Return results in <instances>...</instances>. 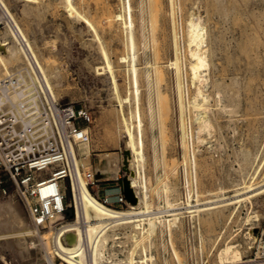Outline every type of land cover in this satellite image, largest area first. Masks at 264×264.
Here are the masks:
<instances>
[{"label":"rangeland","instance_id":"374dc122","mask_svg":"<svg viewBox=\"0 0 264 264\" xmlns=\"http://www.w3.org/2000/svg\"><path fill=\"white\" fill-rule=\"evenodd\" d=\"M142 1L149 18L148 30L146 29L149 34L145 50L141 47L138 49V61H157L154 53L160 50V58L165 60L160 61L164 62L162 64L165 67L166 59L173 57V49L170 46L172 21L169 0H160L155 8L151 0H131L134 6L133 17L137 23L141 15L138 5L140 6ZM4 2L31 41L46 70L55 72L52 77L55 97L89 114L90 122L84 125L89 128L90 139L86 146L80 148V152L85 155L87 152H90V155L100 153L98 159H91L93 171L105 165L106 153H115L118 157V176L122 175L119 160L124 154V141L123 137L116 138L117 101L109 72L103 68L104 60L94 31L75 16L69 15L61 0H38V3L30 5L32 7L26 5L23 0ZM105 2V8L109 11L123 12L121 0ZM93 4L88 7L81 5V8L88 14L89 19L92 17L91 20L96 23L94 25L97 26V33L108 51L120 93L123 94L128 75L124 69L125 62L120 61L118 57L124 52V38L122 32H119L121 29L117 21L112 24L108 22L107 25L106 19H97V8H94ZM153 9L159 12L157 19H153ZM174 10L180 49L179 64L188 61L185 19L191 13L199 15L200 24L204 27L203 45L207 52L208 66L206 70H202L204 80L201 86L208 94L212 126L209 130L202 131L197 138L194 132L195 123L188 120L184 134L185 146L181 144L178 93L173 68L169 66L165 67L166 70L162 67L161 72L164 71L165 75L162 73L157 84L154 82L150 99L145 92L147 82L142 79L141 107L145 110L146 176L150 200L160 209L177 203L180 206L177 209L179 211L183 210L182 206L186 203L188 193L192 203L197 196L204 200L214 198L219 193H233L234 188L248 179L253 165L264 155V0H174ZM4 16V8L0 6V37L15 45ZM143 63L141 66H144ZM148 68L150 66L143 67L142 73ZM184 73L185 71L183 75L181 73V78L184 76L182 96L185 100L191 97L196 87L191 84L188 73ZM152 77L154 78V75ZM157 97H163L159 105ZM149 103L152 106L151 112L147 108ZM151 116L154 119L153 126L149 121ZM183 149L186 152V162ZM192 151L196 157L195 167L191 162ZM84 165L87 163L84 162ZM185 168L189 188L184 175ZM163 173L170 190L166 194L161 191L157 195L155 187ZM95 177L97 178L96 175ZM117 178H97L90 185V192L100 197L105 195L110 203H114L116 182L121 179ZM9 189L5 194L0 191V201H8L12 197L17 199L23 218L25 217L27 224L32 226L14 189ZM252 210H256L259 215L246 221L247 214ZM68 213L72 216V208ZM227 214L228 210H225L212 223L202 222L200 228L196 226V216L179 218L175 220L176 227H171L170 236L165 231L156 233L151 246L155 264H220L217 254L226 241L238 244L239 248L245 251L246 258H249L255 252L256 240L264 232V194L258 195L252 205L247 201L242 202L231 219L226 220ZM254 214L255 212L252 213ZM200 215L203 216L204 212L201 211ZM47 230L50 229L39 231ZM201 240L204 241L203 249L199 247ZM133 247L135 244L131 242L123 249L112 248V251L127 254ZM131 254L135 259L138 258L135 252ZM15 255L10 246L0 243V264L23 263L21 258ZM42 264L48 262L45 260Z\"/></svg>","mask_w":264,"mask_h":264},{"label":"bare ground","instance_id":"6f19581e","mask_svg":"<svg viewBox=\"0 0 264 264\" xmlns=\"http://www.w3.org/2000/svg\"><path fill=\"white\" fill-rule=\"evenodd\" d=\"M23 1L29 6L38 3V0ZM61 1L63 2L66 12L84 22L89 29L94 31L95 37L98 40L99 50L104 60L103 68H106L109 72V79L112 83L117 101L115 112L116 138L123 137L124 141V154L119 161H121V168L125 173L124 177L134 195V201L128 202V206L121 209H116L104 204L90 192L81 170L78 171L77 182L73 184L76 219L74 223L68 225L63 223L62 227L58 230L50 229L40 232L35 227L33 228L27 224L25 221L26 218L24 217V219L22 216V209L17 199L12 197L8 201H0V243L5 244L7 247L10 246L11 250L16 254L15 256L18 255L23 261L21 264H42L45 260L48 264H101L102 250L106 240L110 236V233L106 232L107 230L103 231V229H101L103 218H105V216H120V219L131 227L128 236L132 242H134L135 247L130 249V251L128 250L130 253L127 251L124 260L126 264H155V257L151 248L153 237L156 233H163L164 231L170 236L171 227H176L175 220L183 217L196 216V226L200 228L202 222L212 223L220 217V213L225 212V210H228L226 220L231 219L236 214L238 207L242 202L247 201L249 202V205H252L258 195L264 194L263 155L261 159L253 165V170L249 173L248 179L234 188L233 193L231 194L226 195L225 193H219L216 194L214 198L204 200L197 196L195 202L192 203L190 199L191 196L188 193L186 203L182 206L183 210H177L180 208L177 203H173V206L164 209L156 207L150 200V191L146 176V129L144 126L145 110L141 107V81L143 78L146 80L147 89L145 92H147L146 96L150 99L154 82L157 84L160 75L164 72H161L162 67H164V64L162 63L164 62H161L163 59L161 60L160 58V50H156L154 53L158 59L157 61H144V63L142 62L144 66H141L142 63L138 61V49L141 47L145 50L148 44L147 35L149 34V31H147V28L149 25V18L146 14L144 1L140 3V6L138 5L141 13L139 19H137L139 20L138 23L133 17L132 8L134 6L131 3V0H121L123 12L120 13L106 9V0ZM151 1L155 8V5L160 0ZM91 3H94V8L95 6L97 8L95 13L99 16V18H97L98 20L100 18L101 20L103 18L106 19L107 25L108 22L112 24V22L117 21V24L120 26L121 31L118 30L120 34L122 32L124 38V43L122 42L124 44V52L119 55L118 59L125 62L124 69L128 75V81L123 94L120 93L112 61L97 33V26L94 25L95 21L93 23V20H91L92 17L89 19L90 17L87 16L88 14L86 15L81 8V5L88 7ZM169 5L172 21L170 46L173 49V57L169 60L166 59L167 63L165 64L166 66H169V68H173L176 80L180 113L179 128L182 132L181 144L185 146L186 140L184 134L187 130L188 120L190 123H192V121L195 123L194 132L197 138L202 131L209 130L212 126V119L210 117L211 111L208 108V94L203 91V87L201 86L204 80L202 70H206L208 59L206 48L203 45L204 27L200 24V16L191 13L185 19L184 24L188 61L187 63L185 62V64H183V62L179 64L178 59L180 49L174 19V0H169ZM0 6L4 8V17L12 38L14 39L12 41L16 42L15 46L14 44H11L12 42L10 43V41L0 37V77L5 76L12 71H20V76L25 87L19 95L17 94V98L21 99L22 97V100L24 101L23 108H19L18 111L22 116L24 115L22 119L24 118L23 121L25 123L41 127L42 120L37 118V94L42 90L43 92L49 91L54 95L52 77L55 76V72L46 70L45 66L40 61V57L32 46L31 41L26 37L25 32L18 24L14 14L6 6L4 0H0ZM158 13L157 9L153 11V19H157L159 16ZM137 16L136 18H138ZM119 26L117 25V27ZM148 63H150V65ZM149 66L150 68H148L145 73H142L141 69ZM166 69L167 68H165V70ZM183 70L185 71L184 75H187L188 73L191 84H194L196 87L193 94H191V97H188L187 95L188 98H185V100L182 96V92H184L182 78L184 76L181 78V73L183 75ZM153 75L154 78L152 77ZM216 93L218 94V92ZM162 99L163 97H157L158 105L160 104L159 101ZM217 103H219L218 100ZM220 106L222 107V105ZM147 108L148 111H152L150 103ZM185 110L187 111V115H185ZM149 121L152 124L151 126H153L154 119L152 116L149 118ZM192 136L193 133L191 132V140ZM183 150L184 160L186 162V152L185 149ZM105 156V165L102 168L94 170V174L98 179L110 177L117 178L119 173L117 155L113 152H108ZM154 160L156 163L155 156ZM191 162L195 167L196 157L194 151L191 153ZM184 175L189 188L186 168L184 169ZM169 190L170 186L166 180L165 173H163L162 177L157 181L155 192L157 195L161 191L166 194ZM196 192L198 194L197 186ZM201 211L204 212L203 216L200 215ZM253 212H255L254 215H252ZM62 215V212H58L56 215L52 216L51 220L53 221L57 218H61ZM258 215L259 214H257L256 210H252L247 214L245 220L249 221L252 216ZM82 221L84 223V229L80 224ZM62 228H65L63 230L66 232L64 237H61L59 234ZM251 237L254 238V236ZM85 241L88 243V247L84 244ZM199 247L203 249V240L200 241ZM131 252H135L138 255V258L135 259ZM244 252L239 248L238 244L233 241H226L224 247L218 251V261L220 264L245 263L249 261L250 258H246L247 255L244 254Z\"/></svg>","mask_w":264,"mask_h":264},{"label":"built area","instance_id":"2783aa9c","mask_svg":"<svg viewBox=\"0 0 264 264\" xmlns=\"http://www.w3.org/2000/svg\"><path fill=\"white\" fill-rule=\"evenodd\" d=\"M24 87L20 71L0 77V191L5 194L9 188L14 189L33 227L58 230L63 223H74L73 184L77 182L79 170L89 188L97 180L91 159H98L100 153L90 155L87 152L85 155L80 152L90 139L89 128L84 125L90 122L89 114L61 102L49 91L40 90L37 94V118L42 120L41 127L25 123L24 115L18 111L23 108L24 101L22 97L17 98ZM123 177L122 171L117 180ZM116 184L114 203L105 195H93L110 207H127L129 201L118 182ZM70 208L72 216L68 213ZM58 212L63 213L62 217L52 221V216ZM80 224L84 229L83 221ZM63 229L59 232L61 237L66 233ZM101 229L110 233L101 262L124 263L126 254L113 252L112 248L123 249L131 244L128 236L131 227L120 216H105ZM84 244L88 247L86 241ZM249 258L245 264H264V232L256 240L255 252Z\"/></svg>","mask_w":264,"mask_h":264},{"label":"water","instance_id":"95a60500","mask_svg":"<svg viewBox=\"0 0 264 264\" xmlns=\"http://www.w3.org/2000/svg\"><path fill=\"white\" fill-rule=\"evenodd\" d=\"M118 184L120 185L121 191L124 193V195L126 196L127 200L129 202H133L134 201V195L132 193V190L128 186V182H127L126 178L123 177L122 179H120L118 181Z\"/></svg>","mask_w":264,"mask_h":264}]
</instances>
